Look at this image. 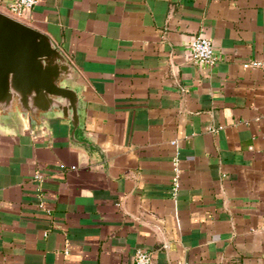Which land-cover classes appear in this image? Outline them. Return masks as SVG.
<instances>
[{"label": "crops", "instance_id": "1", "mask_svg": "<svg viewBox=\"0 0 264 264\" xmlns=\"http://www.w3.org/2000/svg\"><path fill=\"white\" fill-rule=\"evenodd\" d=\"M23 21L71 65L77 111L0 107V264H264V67L244 64L264 0H39Z\"/></svg>", "mask_w": 264, "mask_h": 264}, {"label": "water", "instance_id": "2", "mask_svg": "<svg viewBox=\"0 0 264 264\" xmlns=\"http://www.w3.org/2000/svg\"><path fill=\"white\" fill-rule=\"evenodd\" d=\"M71 71L45 32L0 10V107L18 96L24 108L54 104L76 113V92L62 84Z\"/></svg>", "mask_w": 264, "mask_h": 264}, {"label": "built area", "instance_id": "3", "mask_svg": "<svg viewBox=\"0 0 264 264\" xmlns=\"http://www.w3.org/2000/svg\"><path fill=\"white\" fill-rule=\"evenodd\" d=\"M39 0H11L8 3L6 13L9 15L23 20V17L26 13V10L32 8ZM189 48L191 57L194 61L201 62V63H209L214 64L218 60V55L215 51L214 44L211 38L203 34H196L189 42ZM246 66H263L264 67V60L253 58L249 59L244 63ZM178 159L174 160L176 165V174L174 176V188L173 192L176 193L179 187V167H178ZM36 180L39 181V197L41 207H45L44 204V190H43V180L44 174L40 171L35 173ZM134 264H154V256L152 251L145 249V248H138L134 254ZM181 264H194L190 261H183Z\"/></svg>", "mask_w": 264, "mask_h": 264}]
</instances>
